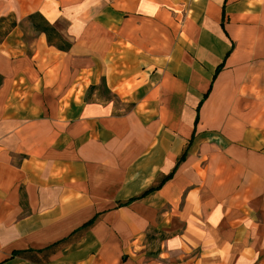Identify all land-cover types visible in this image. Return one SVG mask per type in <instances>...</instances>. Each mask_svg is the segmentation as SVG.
<instances>
[{
  "label": "crops",
  "instance_id": "0c3cea01",
  "mask_svg": "<svg viewBox=\"0 0 264 264\" xmlns=\"http://www.w3.org/2000/svg\"><path fill=\"white\" fill-rule=\"evenodd\" d=\"M0 264H264V0H0Z\"/></svg>",
  "mask_w": 264,
  "mask_h": 264
},
{
  "label": "trees",
  "instance_id": "16d2710c",
  "mask_svg": "<svg viewBox=\"0 0 264 264\" xmlns=\"http://www.w3.org/2000/svg\"><path fill=\"white\" fill-rule=\"evenodd\" d=\"M39 19H41L42 23L39 22ZM29 20H30V22H32V24L34 25L35 30L37 32L45 33L48 36V40H49L50 44L52 43L51 34H54V39L55 40L63 41L62 36L40 14L32 15L29 18ZM13 26H16V25L14 24ZM58 48H61L62 50L67 51L68 49H70V44L66 43L64 47H59L58 46ZM154 190H155V188H152L147 193H150V192H152Z\"/></svg>",
  "mask_w": 264,
  "mask_h": 264
},
{
  "label": "rangeland",
  "instance_id": "374dc122",
  "mask_svg": "<svg viewBox=\"0 0 264 264\" xmlns=\"http://www.w3.org/2000/svg\"><path fill=\"white\" fill-rule=\"evenodd\" d=\"M68 25H69L68 22H64L62 25H60V27L63 28V29H66V27H68Z\"/></svg>",
  "mask_w": 264,
  "mask_h": 264
}]
</instances>
